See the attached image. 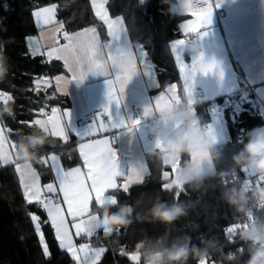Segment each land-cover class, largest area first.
<instances>
[{
	"label": "trees",
	"instance_id": "16d2710c",
	"mask_svg": "<svg viewBox=\"0 0 264 264\" xmlns=\"http://www.w3.org/2000/svg\"><path fill=\"white\" fill-rule=\"evenodd\" d=\"M176 0H110L108 8L112 15H122L125 19L131 40L141 44L152 60L160 80V88L176 83L182 93V80L177 66L171 42L181 37L179 22L184 17L172 12L171 7ZM57 4V17L63 21L68 32H75L90 25L99 29L102 38L107 37L103 22L94 14L90 0H0V56L7 69L0 77V90L7 91L15 98L0 103V121L12 129L17 135H10L19 148L21 143L29 142V137L44 135L43 144L34 145L32 151L36 158L31 159L41 172L43 182L52 176L49 169L37 164L38 159L46 152L57 151L48 145H60V141L36 127L28 128L24 123L30 121L32 110L46 104H68V98L58 94L55 88L47 89L39 95L30 91L33 78L47 76L49 79L65 71L61 61L41 63L42 58L35 59L25 55L26 37L36 35L38 27L33 23L32 10L47 4ZM221 98V97H220ZM206 102H196L198 114L204 122L210 117L203 114ZM244 108L237 113L234 108L226 110L228 115L234 113L229 122L231 139L214 145L217 155L213 158L215 171L202 176L198 182L195 179L189 183L176 186L174 190L161 189V172L163 155L161 150L149 152L146 155L149 173L142 183L133 185L127 194L114 191L117 202L99 207L97 213L100 220L106 211L118 212L120 208L129 206L133 209L129 219L130 224L117 226L109 237L102 231L99 241L93 239L94 246H107L110 250L104 254L100 264H133L128 258L120 256L121 250L138 253L140 264H145L146 256L154 251L180 245L185 238L190 237L189 247L195 246L201 251L206 250V258H211L215 264H247L251 254L262 243H253L241 236L234 240L225 235V226L239 222L250 216L256 225H264V202L255 197V189H243L240 178L244 176V163H237L234 157L252 140L253 129L264 125V115L251 102L243 104ZM15 119V120H13ZM77 139L71 138L74 145ZM69 146H64L61 158L66 167L80 163V157L73 151L72 159ZM190 162V154L181 156V165ZM221 173H227L221 176ZM258 187H264V183ZM243 190L248 199L241 210L230 203L228 195ZM176 193H179L177 197ZM158 204L171 206L182 204L187 214L168 223L155 219L151 210ZM35 212L43 220L45 214L35 205L26 204L19 183L18 174L13 164L0 167V264H74L69 255L57 247L52 230L44 226L45 238L52 256L46 260L41 254L37 235L27 213ZM102 229H106L101 224ZM107 230V229H106ZM233 253L234 258L228 259ZM203 261L190 255L186 264H199ZM167 264V261H165Z\"/></svg>",
	"mask_w": 264,
	"mask_h": 264
},
{
	"label": "snow or ice",
	"instance_id": "6c2138e0",
	"mask_svg": "<svg viewBox=\"0 0 264 264\" xmlns=\"http://www.w3.org/2000/svg\"><path fill=\"white\" fill-rule=\"evenodd\" d=\"M194 2L195 0H184L186 13L194 19L184 22L182 36L189 37L195 34L201 40L207 35L206 27L211 24L213 4L212 0H199L206 7L196 8ZM109 3L110 0H90L95 16L106 26L109 39L104 43L100 42L98 31L94 27L74 33L64 30L63 21L57 20V4L36 7L32 10V16L33 23L38 29L54 27H51L48 35L41 31L39 36L26 37L28 51L25 53L33 59L37 56L41 57V63L61 61L72 73L70 78L56 76L54 79H49L43 75L34 77L33 86L29 90L37 95L42 91L46 93L47 89L53 87L58 94L66 95L67 86L73 80L82 83L90 73L109 76L107 68L110 67L114 79L107 81L109 104L105 105L104 111L108 115V120L101 115L89 131L81 133L71 127V111L59 107H52L49 110L46 102L53 97L45 96V106L33 109L31 113L33 118L20 123H24L28 128L39 125L50 129L60 141V145L47 146L56 148L57 151L46 152L36 162L51 172L52 179L46 183L43 182L41 172L33 167L31 161L17 162L19 159L15 154L17 143L9 139L10 135L17 133H13L12 129L0 121V162L3 165L14 164L26 204L35 205L45 214L42 220L35 212L27 213L33 231L37 235L41 254L46 260L51 259L52 253L45 238L44 226L52 230L57 247L66 252L74 264H100L102 257L110 249L103 245L94 246L93 239L99 241L101 231L105 237L110 235L97 223L98 216L94 214L93 205L96 207L114 203L110 193L120 191L127 194L133 185L142 183L144 179V174L141 172L144 163L133 165L127 171L123 170L112 147L116 137L102 135L111 133L113 129L126 128L128 132H132L139 127L141 119L121 118L117 122L111 115V103L116 102L117 105L124 103L126 88L138 72L143 70L147 76H152L153 72L147 62L142 61V57L147 56L146 51L112 49V42L118 40L126 31V25L122 16L111 15ZM61 40L64 42L61 43ZM187 40L176 39L172 42L171 48L181 73L184 74L186 69H191V75H183V92L191 95L197 73L208 74L216 71L219 66L215 60L207 59L203 53L194 56L190 65L185 63L181 53ZM219 75L223 77L222 70ZM156 86L160 88L158 82ZM176 89L177 85L171 83L166 90L160 91L154 102L145 107L144 115L151 116L154 111L168 107L173 99L180 96ZM14 99L11 93L0 90V103ZM205 127L210 135L217 136L212 124H207ZM70 133H74L77 137L74 145L71 144ZM69 145L67 150L70 155H66V158L71 160V153L77 152L83 167L76 166L70 169L64 167L61 152L64 151V146ZM163 169L161 189L174 190L176 185L173 181L178 172V161L165 163ZM259 181H264V177H259ZM176 195L178 197L179 193ZM237 227L242 225L227 227L226 237L230 236ZM119 255L128 258L133 264H140L141 257L138 253L121 250ZM199 264H215V261L206 258Z\"/></svg>",
	"mask_w": 264,
	"mask_h": 264
},
{
	"label": "crops",
	"instance_id": "0c3cea01",
	"mask_svg": "<svg viewBox=\"0 0 264 264\" xmlns=\"http://www.w3.org/2000/svg\"><path fill=\"white\" fill-rule=\"evenodd\" d=\"M213 1L218 8L224 10L225 14L223 16L222 23H219L213 9L211 24H209L205 29V31H207V35L201 40L195 34H192L189 37L182 36L184 22L194 19L191 15L186 13L184 0H176V2L171 7L173 13L184 16L178 25L182 35L176 39H188L186 46L181 53L185 63L190 65L194 56H198L200 53H203L207 59L215 60L219 66L216 71L210 72L208 74L197 73L193 92L197 87H201L203 91V97L205 99L215 97L218 98L225 94H231L237 91L244 83V79L240 76V73H242L246 80L255 86L258 94L264 99V0ZM51 4L41 7L49 6ZM112 16L115 17L122 15ZM57 20H59L58 17ZM51 27L54 26H50V28L43 30L38 29L37 34L33 36H39L41 31H44L45 35H48L51 31ZM92 27L97 29L101 43H104L109 39L108 36L106 38H102L99 29L94 25H90L85 28ZM64 30H66L65 27ZM63 42L64 41L61 40V43ZM193 47H196L198 51H192ZM112 49L114 51L117 49H133L137 52L146 51L141 44H136L131 40L127 25L126 31L121 34L120 38L112 42ZM142 61H146L147 64L152 68V76L145 75L144 71L141 70L129 82L125 91L124 103L120 105H117L116 102L111 103V115L117 122H119L121 118L124 120L129 118L141 119L139 127L134 129L132 132H128L126 128H118L111 130V133L102 134L104 136L114 135L116 137L112 147L119 158L120 166L123 170L127 171L133 165L144 163V167L141 169V172L144 174L145 178V176L149 173V167L146 158L147 153L154 152L158 149L162 151V141L165 138L179 140L180 131H182L189 123L205 132L207 136L214 141V145L226 142L231 139L232 133L229 128V122L231 118L234 117V113L230 114L229 116L227 111L220 112L212 115L207 122H204L198 114L196 103L192 98L193 93L189 95L184 93L183 90L182 93H180L178 86L176 92L178 95H180L179 98L173 99L170 105L163 110H156L151 116H145V107L152 104L159 92L166 90L168 85L161 90L153 91L158 89L156 86L157 82L161 85L157 70L152 60L148 57V54L147 56L142 57ZM84 63H86V61ZM178 69L181 75L183 87V75H191V69H186L184 74L181 73L179 66ZM220 70L223 71V77L219 75ZM107 71L110 73L109 76L105 74L90 73L82 83L73 80L72 83L67 86L68 94H60L68 98V104H48V109L50 110L52 107H59L62 110L69 109L71 111V127L81 133L89 131L99 116H97L91 122L84 123V114L90 111H95L97 113L104 111L105 105L109 104V98L107 95V81L108 79H114V75L112 74L110 67L107 68ZM71 75L72 73H70L65 68L64 72L55 75L53 79L56 76H65L70 78ZM177 102H179L178 106ZM172 107H176L178 111L182 110L184 112L190 113L193 119L187 122L183 118L171 121L160 120L158 114L161 111ZM104 119L108 120V115L104 117ZM145 121L151 122L155 128L156 134L154 137H149L146 134L144 127ZM207 124L213 125L217 135L216 137H213L209 134L207 128L205 127ZM34 127L54 136L50 129H46L39 125ZM259 135H264V125L253 129L251 136L252 140ZM70 137H75L77 139L74 133H70ZM15 154L18 156L17 148ZM42 157L43 155L38 160H40ZM197 160H200L201 162L202 176L215 171L213 159L204 160L203 154L197 152L190 153V162H196ZM27 161H31L33 167H36L31 159H18L17 162L25 163ZM61 161L63 162L62 158ZM174 161H178V172L175 175L173 183L176 186H179L183 184L181 182V175L185 167L181 165V156L163 157L164 164ZM8 165H11V163ZM8 165H3L2 162H0V167ZM76 166L83 167L82 162L80 161L79 164L72 167H66L64 165L66 169ZM110 195L112 196L114 203H116V194L112 192ZM111 204H105L103 206ZM103 206L95 207V205H93V211L94 214L98 216L97 223L100 227L101 220L99 214L97 213V209Z\"/></svg>",
	"mask_w": 264,
	"mask_h": 264
},
{
	"label": "clouds",
	"instance_id": "9594fccd",
	"mask_svg": "<svg viewBox=\"0 0 264 264\" xmlns=\"http://www.w3.org/2000/svg\"><path fill=\"white\" fill-rule=\"evenodd\" d=\"M192 51H198L196 47L192 48ZM7 69L3 62V57L0 56V77H3ZM179 102H177V106ZM160 120H176L183 118L186 122L193 119L190 113L184 111H178L176 107L167 108L161 111L159 114ZM179 140L173 138H165L162 141L163 157L171 156H183L184 154H190L197 152L203 154L204 160H211L216 155L214 141L207 136L201 129L193 126L189 123L179 133ZM46 137L30 136L29 142L21 143L19 153L23 159H34L36 153L32 151L34 145L43 144ZM166 150V151H163ZM237 163H244L248 167L255 169L256 172H264V135H259L245 145L244 149L234 157ZM227 173H221V176H226ZM200 181L202 179V168L200 160L196 162H187L184 171L181 175L182 183H189L193 180ZM258 201L264 202V187H257L254 193ZM230 203L237 205L241 210L247 202L246 193L241 190L239 192H233L228 195ZM133 209L129 206L120 208L118 212L106 211L101 219V224L104 225L107 231L110 233L117 226H124L131 223L129 217L132 214ZM155 219L172 222L178 219L180 216L186 215L187 210L182 204H173L166 206L164 204H158L151 210ZM242 237L246 240L255 243L264 244V225L253 224L249 229L241 233ZM190 237L185 238V242L180 245H172L170 248L160 249L149 253L145 258V264H186L190 255L204 259L207 256V251L196 248L195 246L189 247ZM234 254L229 253L228 259H233ZM247 264H264V247H258L251 254Z\"/></svg>",
	"mask_w": 264,
	"mask_h": 264
},
{
	"label": "built area",
	"instance_id": "2783aa9c",
	"mask_svg": "<svg viewBox=\"0 0 264 264\" xmlns=\"http://www.w3.org/2000/svg\"><path fill=\"white\" fill-rule=\"evenodd\" d=\"M212 4L218 22L222 23V19L225 14L224 10L218 8L213 0H212ZM194 7L201 8V7H206V5L199 2V0H195ZM240 76L241 78L244 79V83L239 87V89L231 94H225L221 96V98L215 97V98L205 99L203 97L202 88L197 87L195 89L192 95L194 102L196 103L200 101L207 103V106L203 110V114L211 117L212 115H215L217 113L225 112L231 107L234 108L235 112L239 113L243 110L244 103L251 102L256 108H258V111L262 115H264V99L258 94L255 86L252 83L248 82L242 73H240ZM101 115L106 117L107 113H105V111H100L98 113L95 111L87 112L83 116V122L84 123L91 122L97 116H101ZM144 127H145V132L149 137L155 136L156 130L151 124V122L145 121ZM244 171H245L244 176L240 178L241 187L243 189H255L259 185L264 183V181L258 182L259 177H264V172H256L255 169L248 166L245 167ZM253 224L255 223L253 222L251 217L247 216L244 219L240 220L239 222L225 226L224 230L231 225H242V227H237L235 231H233L232 234L228 236L229 239L234 240V238H236L237 235L242 237L241 233L249 229L250 226H252Z\"/></svg>",
	"mask_w": 264,
	"mask_h": 264
},
{
	"label": "rangeland",
	"instance_id": "374dc122",
	"mask_svg": "<svg viewBox=\"0 0 264 264\" xmlns=\"http://www.w3.org/2000/svg\"><path fill=\"white\" fill-rule=\"evenodd\" d=\"M9 139H10V141H13V139L11 138V136H9Z\"/></svg>",
	"mask_w": 264,
	"mask_h": 264
}]
</instances>
